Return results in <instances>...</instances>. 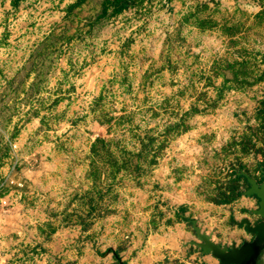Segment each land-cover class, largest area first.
I'll return each instance as SVG.
<instances>
[{"label": "rangeland", "instance_id": "1", "mask_svg": "<svg viewBox=\"0 0 264 264\" xmlns=\"http://www.w3.org/2000/svg\"><path fill=\"white\" fill-rule=\"evenodd\" d=\"M121 5L0 0V264L217 263L193 220L251 238L264 0Z\"/></svg>", "mask_w": 264, "mask_h": 264}, {"label": "water", "instance_id": "2", "mask_svg": "<svg viewBox=\"0 0 264 264\" xmlns=\"http://www.w3.org/2000/svg\"><path fill=\"white\" fill-rule=\"evenodd\" d=\"M245 176L250 183V188L246 191L248 196L256 195L259 199V206L252 208L251 211L260 217L264 218V181L259 184L256 179L245 173ZM243 224L248 232L255 233L253 241H244L240 246L236 243L222 245L213 239L212 233L203 231L197 225L196 220H193V228L196 231L197 240H191V245L195 244L202 249L204 254L217 259L214 264H248L256 258L258 246L264 243V219L256 223H252L249 218L245 217Z\"/></svg>", "mask_w": 264, "mask_h": 264}, {"label": "crops", "instance_id": "3", "mask_svg": "<svg viewBox=\"0 0 264 264\" xmlns=\"http://www.w3.org/2000/svg\"><path fill=\"white\" fill-rule=\"evenodd\" d=\"M244 230L248 235L249 234L251 235V238H247V236H244V234H242V232L240 233V231H239V232H235L231 236H228V238L225 237V239H227V240H225L224 242L226 244L236 243V241H237L236 239H237L239 233H240L241 238L244 237V239L241 241V243H239V244L236 243L237 246H240L244 241H253L255 239V236H256L255 233L248 232L246 228ZM221 241H223V240H221ZM248 264H264V243H262V245L258 246V252H257L256 258L251 260Z\"/></svg>", "mask_w": 264, "mask_h": 264}, {"label": "trees", "instance_id": "4", "mask_svg": "<svg viewBox=\"0 0 264 264\" xmlns=\"http://www.w3.org/2000/svg\"><path fill=\"white\" fill-rule=\"evenodd\" d=\"M113 1H115V2H121L122 3V7H126L127 6V4L130 2V1H132V0H113Z\"/></svg>", "mask_w": 264, "mask_h": 264}, {"label": "flooded vegetation", "instance_id": "5", "mask_svg": "<svg viewBox=\"0 0 264 264\" xmlns=\"http://www.w3.org/2000/svg\"><path fill=\"white\" fill-rule=\"evenodd\" d=\"M264 181V179L261 181V182H258L259 184H261L262 182ZM256 199H257V205L259 206V199H258V197L256 196V195H253ZM264 218H262V217H260L259 216V218L254 222V223H256V222H258V221H260V220H263ZM253 223V224H254ZM246 228V227H245Z\"/></svg>", "mask_w": 264, "mask_h": 264}]
</instances>
